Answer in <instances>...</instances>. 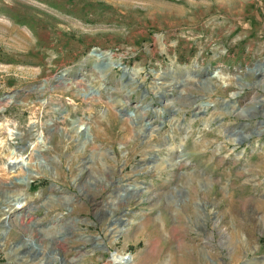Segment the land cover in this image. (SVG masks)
Wrapping results in <instances>:
<instances>
[{
	"label": "rangeland",
	"instance_id": "obj_1",
	"mask_svg": "<svg viewBox=\"0 0 264 264\" xmlns=\"http://www.w3.org/2000/svg\"><path fill=\"white\" fill-rule=\"evenodd\" d=\"M9 260L264 264V0H0Z\"/></svg>",
	"mask_w": 264,
	"mask_h": 264
},
{
	"label": "water",
	"instance_id": "obj_2",
	"mask_svg": "<svg viewBox=\"0 0 264 264\" xmlns=\"http://www.w3.org/2000/svg\"><path fill=\"white\" fill-rule=\"evenodd\" d=\"M89 55L91 56H94L95 57V62L92 64V68L95 69L99 75L105 79L106 78V69H108L109 67H120L121 68V75H120V78L121 80H123L124 78L128 77L129 75V72H128V69L127 67L120 63V62H114V61H111L108 59V54L107 53H103L101 50H96V49H92L90 52H89ZM65 72L61 73L58 78H60L62 75H64ZM215 73L213 72H210V75H214ZM98 91L97 89L92 86L91 84H88V91L85 95H88V94H96ZM143 92H144V89H143ZM238 92H234L233 95H237ZM14 97V94H11V93H8V94H4L1 99H7V98H13ZM143 97V96H142ZM161 97H163L161 95ZM162 103V101H161ZM208 102H202V105L203 106H207ZM117 111H119L120 113H126L127 115H132V111H128V110H125L123 107H119L117 109ZM146 124L148 125V123L146 122ZM77 127V126H76ZM83 129V126H81V130ZM85 132V130H84ZM24 251H22L20 254H16V259L15 261H19V260H22L21 258L24 257V255L26 254L25 252L23 253ZM126 257H124L125 259ZM3 264H12V262L9 260L8 262H5ZM18 264V262L16 263Z\"/></svg>",
	"mask_w": 264,
	"mask_h": 264
},
{
	"label": "bare ground",
	"instance_id": "obj_3",
	"mask_svg": "<svg viewBox=\"0 0 264 264\" xmlns=\"http://www.w3.org/2000/svg\"><path fill=\"white\" fill-rule=\"evenodd\" d=\"M23 156H21V157H14V158H11L10 160H9V162H8V164H12V167L14 168V169H16V168H19V167H22V165H23ZM26 178V177H25ZM23 205V204H22ZM21 205V206H22ZM25 205V204H24ZM21 206H19V207H21ZM15 208H16V206H15ZM14 207H13V204H12V207H9V208H5V210H4V214H5V219L6 218H9L10 217V215L14 212V209H15ZM110 260L113 262V263H122L123 261V255H120V254H117V253H113V255L111 256V258H110Z\"/></svg>",
	"mask_w": 264,
	"mask_h": 264
}]
</instances>
